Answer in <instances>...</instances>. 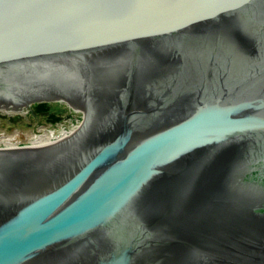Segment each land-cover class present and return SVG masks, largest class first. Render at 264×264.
<instances>
[{
    "label": "water",
    "instance_id": "obj_1",
    "mask_svg": "<svg viewBox=\"0 0 264 264\" xmlns=\"http://www.w3.org/2000/svg\"><path fill=\"white\" fill-rule=\"evenodd\" d=\"M85 113L0 149V264H264V0H0V107Z\"/></svg>",
    "mask_w": 264,
    "mask_h": 264
},
{
    "label": "rangeland",
    "instance_id": "obj_2",
    "mask_svg": "<svg viewBox=\"0 0 264 264\" xmlns=\"http://www.w3.org/2000/svg\"><path fill=\"white\" fill-rule=\"evenodd\" d=\"M36 109L21 113L0 110V148L8 145H30L33 139L49 131L74 128L83 122V113L70 110L59 103L55 113H50L47 104L37 103Z\"/></svg>",
    "mask_w": 264,
    "mask_h": 264
},
{
    "label": "bare ground",
    "instance_id": "obj_3",
    "mask_svg": "<svg viewBox=\"0 0 264 264\" xmlns=\"http://www.w3.org/2000/svg\"><path fill=\"white\" fill-rule=\"evenodd\" d=\"M61 103H65L68 104L69 107L72 106L73 101H60ZM37 103H41V102H37L35 101V104ZM0 110L5 111L7 113H23L26 112L28 109H24V108H12V107H0ZM83 122H80L79 125L77 127L69 128V129H60L59 131L55 130V131H49L48 133L46 132L43 135H39L37 137H35L32 141V143L30 145H8L4 148H0V149H10V150H14V149H21V148H35V147H39V146H44V145H49V144H54V143H59V142H63V141H67L69 138H71L73 135H75L79 130L80 127L83 125L84 121H85V117L86 114L83 113Z\"/></svg>",
    "mask_w": 264,
    "mask_h": 264
}]
</instances>
